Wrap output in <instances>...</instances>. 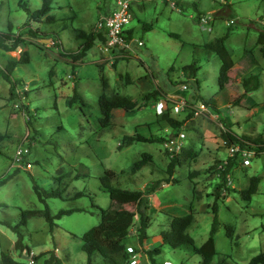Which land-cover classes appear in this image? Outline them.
<instances>
[{"label":"rangeland","instance_id":"374dc122","mask_svg":"<svg viewBox=\"0 0 264 264\" xmlns=\"http://www.w3.org/2000/svg\"><path fill=\"white\" fill-rule=\"evenodd\" d=\"M113 2L51 0L47 14L29 22L22 4L34 11L41 7L42 0H0V31L10 28L15 36H25L17 50L0 49V69L24 52L28 56L27 62L19 63L11 73L13 80L20 81L13 91L15 98H11L10 85L0 74V179L10 177L0 186V253L21 259L13 248L16 235L9 227L20 222L21 211L44 209L45 204L52 214L60 209L84 208L54 220L51 231L43 217H29L23 227V241L37 255L54 251L61 259L68 258L66 264H102L98 255L88 263L81 249V236L98 224L100 209L109 204V195L100 181L107 170L115 173L111 180L114 187L155 189V195L146 196L150 202V239L140 249L139 264H152L143 249H151L156 237L169 230L170 216L159 210L161 201H170L183 215L192 210L194 221L185 232L200 246L213 222V193L220 183L216 164L227 157L221 118L227 119L235 133L261 136L264 140V0H140L132 4L130 22L135 37L144 43L135 56L110 59L101 53L98 40L80 60L65 56L63 53L77 51L85 40L78 35L80 32L88 35L95 31L99 18L112 8ZM210 13L214 22L207 30L208 25L202 26L197 17ZM230 20L234 23L228 25ZM29 27L39 28L44 36L58 35L54 39L61 47L50 44V38L36 40L29 36ZM225 33V45L234 60L245 49L255 55L257 63L252 72L258 75L260 86L250 96L258 106L249 109L234 105L243 89L220 90L218 86L221 61L205 44ZM112 63H116L115 67ZM193 63L198 69L190 77L182 68ZM103 79L107 95H128L138 103L133 111L114 109L108 127L100 124L98 106ZM181 85L187 89L182 90ZM154 89L161 96L143 104V96ZM74 94L75 102L70 105ZM177 94L191 103L214 99L217 111L209 108V113L197 117H188L186 112L175 114L173 96ZM157 102H161L159 112L168 109L171 117L185 119L179 131L185 137L180 138L175 155L180 164L171 170L172 174L168 169L171 156L164 142L174 133L167 124H155L161 115L155 112ZM135 133L155 139L125 144V137ZM26 134L29 136L24 141ZM18 145L30 148L28 160L32 167L16 172L11 160ZM143 153L150 154L152 161L133 172ZM252 176H261V181L247 203L238 191L249 185ZM228 178L226 187L230 189H223L215 200L219 225L214 233L216 255L212 263L248 264L264 251V152L251 156L247 166L236 160ZM165 180L171 182L161 187ZM34 185L42 195L56 189L61 195L45 198L44 203ZM77 193L80 196H75ZM137 225L136 216L128 242L134 246L138 244ZM226 226L233 231L231 237ZM27 258L22 262L28 264ZM155 260L160 264L201 263L200 255L190 245L179 249L163 245Z\"/></svg>","mask_w":264,"mask_h":264},{"label":"trees","instance_id":"16d2710c","mask_svg":"<svg viewBox=\"0 0 264 264\" xmlns=\"http://www.w3.org/2000/svg\"><path fill=\"white\" fill-rule=\"evenodd\" d=\"M51 0H42V5L40 8L31 11L26 3L22 4L23 9L29 15V22L34 20H39L47 14L50 10ZM223 12V11H222ZM198 18V17H197ZM28 26H30L28 24ZM7 31H0V49L5 52H12L17 50L20 44L25 42L24 34L22 36H15L12 29L8 28ZM29 36L35 38L36 40L43 38H52V40L58 35L54 33H48L45 36L40 32L39 28L29 27L27 30ZM79 36L85 37V40L80 45L77 51L72 53H63L65 56L71 58L72 60H80L86 55V52L92 47L95 40L104 41V37L101 33L93 31V33L85 34L80 32ZM228 34L225 33L222 36L216 37L214 40L207 42L205 44L206 49L214 51L221 61L218 75V86L220 90L226 88L239 91L240 88L243 91L234 99L233 104L245 105L247 108H253L259 104L254 101L250 96V93L256 91L260 86L259 77L256 74L245 73L257 63L255 55L252 50H243L242 55L234 60L228 48L225 45V40ZM49 40V39H48ZM55 40V39H54ZM55 46L61 47L60 43L55 42ZM125 58V57H119ZM116 58V59H119ZM115 59V60H116ZM27 53H23L18 60H8L2 69H0V74L7 80L10 85V96L15 98L17 95L13 92L17 87L18 82L12 79V71L19 63L27 62ZM116 63H112L115 67ZM183 71L187 72L190 77H194L198 67L193 64H188L183 66ZM240 79V81H239ZM195 83L197 81L195 79ZM107 88L106 80L103 79V91L98 97V106L102 117L100 118V124L102 127H108L112 118V111L114 109L122 108L125 111H133L138 108V103L136 100L132 99L128 95H122L115 93L112 95H107L105 89ZM161 96V92L158 89H154L143 96V104L151 100H158ZM76 94L73 95L70 100V105L75 102ZM205 103L209 108L217 111L216 102L214 99L205 100ZM188 117H192L193 114L188 112ZM222 119V124L225 130L221 132V138L227 142V145L232 143H239L242 147H247L253 150L257 156L264 152V140L261 136H256L252 138L248 135H239L231 130V126L227 123V119ZM155 124H167L176 136L181 130L185 119L177 120L170 116L168 109H165L160 117L156 118ZM150 126V124L148 125ZM155 138L146 137L142 134L135 133L125 137V144H131L133 141H153ZM163 142L164 139L160 138ZM166 141V139H165ZM227 163L223 165V168L219 169L217 172V177L220 178V183L217 185L215 192L213 193L215 200L221 197V191L225 189L227 191L226 183L229 177L230 169L236 164L235 157H229ZM152 157L150 154L143 153L141 158L137 160L133 167V172L140 170L144 165L150 163ZM222 161H218L221 164ZM180 164L179 159L174 155L171 157L168 169L169 173L171 170ZM19 171V169H15ZM115 173L112 170H107L104 175L100 178L102 188L107 191L109 195V204L106 208H101L99 212V222L98 224L92 226L87 231H85L81 236L82 241V251L86 254L88 258V263L91 261V257L98 255L101 258L102 264H130V257L133 253L127 251V247L131 246L134 252H140V249L149 242L150 236L147 232V228L151 222V216L147 213V205H149L147 197L154 192V188H148L146 190H129L125 188L114 187L111 184L112 178ZM10 177H4L0 179V186L3 185ZM261 181V176L250 177L249 185L241 190L239 194L241 198L247 203L250 202L252 195L256 194L258 189V184ZM165 183H170L171 180H165ZM34 191L41 201L45 203V198L52 196H59L61 192L56 190H51L50 192L42 193L37 185H34ZM233 189V188H232ZM234 190V189H233ZM81 193H77L75 196H80ZM214 200L211 205V211L213 213V222L211 225L210 233L207 239L200 245L196 246L193 239L186 234V229L193 223V213L190 210L189 213L182 216H172L169 221V230L161 232L159 236L156 237L157 241L152 245L151 249H143V251L148 256L149 261L152 264H160L156 262L155 256L158 255L163 245H169L174 249L183 248V245L192 246L193 250L200 255V264H213V258L216 255L215 239L214 233L216 232L219 221L217 220L218 204ZM132 205L133 208L130 209L128 206ZM84 208H70V209H60L55 214H52L45 204L44 209H32L21 211L22 219L16 225H9L11 230L16 235V240L14 242L13 248L18 251L19 256L27 255L30 248L24 243V232L27 219L29 217H43L49 224L50 231L52 230L54 220L61 218L65 214H70L75 211H82ZM138 217V225L135 229V236L137 238V245L128 244L129 239L132 234V226L134 224L135 217ZM227 235L231 237L232 229L230 226H226ZM40 256H45L43 264H64L68 258L61 259L58 257L54 251H48L40 253L35 259ZM142 256V255H141ZM142 260V258H141ZM0 264H24V262L14 259L9 253H0ZM214 264H226L225 261L217 262ZM248 264H264V251L253 256Z\"/></svg>","mask_w":264,"mask_h":264},{"label":"built area","instance_id":"2783aa9c","mask_svg":"<svg viewBox=\"0 0 264 264\" xmlns=\"http://www.w3.org/2000/svg\"><path fill=\"white\" fill-rule=\"evenodd\" d=\"M137 1L140 0H114L112 8L106 14L102 15L96 24L95 31L101 33L104 37V41L102 40L99 42L100 51L110 59L128 57L130 55L135 56L136 50L144 45L142 40L135 37L134 26L130 24L133 18L132 4ZM171 6L174 7V2L171 3ZM198 19H200V24L202 26L208 25L206 29L211 30L209 24L214 22L211 13L200 15ZM233 23L234 21L230 20L228 25ZM55 42L57 41L49 39V43L53 46H55ZM181 89L186 90V85H181ZM173 98L176 99V102L172 107L175 114L191 112L193 117H197L209 113L210 109L203 101L191 103L188 99L178 94L174 95ZM156 105L161 106V102H157ZM163 111L164 110L162 109L157 113L162 114ZM213 116L218 118L217 114ZM222 128L225 130L223 126ZM28 136L29 134H26L23 140L26 141ZM181 137H183L182 134L178 133L176 136L168 138V140L164 142L165 150L171 157L176 155L179 151ZM222 142L227 147V157L225 161H222V163L218 165L219 169L223 168V165L227 163L229 157H235L242 165L247 166L250 164V157L256 155L253 150H250L247 147H242L239 143L227 145V142L224 139H222ZM29 153L30 148L28 146L18 145L11 160V166L14 169L21 170H28L31 168L32 163L28 160ZM127 251L133 253L130 257V264H139L141 262L140 252H134L131 246L127 247ZM29 264H34L33 259L30 258Z\"/></svg>","mask_w":264,"mask_h":264},{"label":"crops","instance_id":"0c3cea01","mask_svg":"<svg viewBox=\"0 0 264 264\" xmlns=\"http://www.w3.org/2000/svg\"><path fill=\"white\" fill-rule=\"evenodd\" d=\"M44 41H46V40H44ZM256 66V64L254 65V66H252L250 69H248V71L245 73V75H248L249 73H253L252 72V70L254 69V67ZM253 74H255V73H253ZM161 106H157L156 104H155V112H158V110H159V108H160ZM180 133V132H179ZM181 134V133H180ZM184 137H185V135H183ZM165 183V182H164ZM165 185H167V183L166 184H164V185H162L161 187H165ZM151 195H155L154 193H152ZM150 195V196H151ZM149 203V205H150V202H148ZM172 205H174V204H172L170 201H166V202H163V201H161L160 203H159V205H158V207H159V210H161L162 212H164L165 214H167V216H170V219H171V217L172 216H181V215H183V214H180V212H179V209H176V208H174ZM152 206V205H151ZM185 215V214H184ZM193 221H194V217H193ZM31 253H32V255H31ZM36 256H39V254L37 255L35 252H34V250L32 249V248H30V250H29V253L27 254V255H23L22 257H20L21 259L22 258H24V257H28L27 258V260H28V264H29V260H30V258L31 259H33V261H34V264H43V261H44V258H45V256H40L38 259H35V257ZM14 258V257H13ZM15 259V258H14ZM21 259H17V260H20V261H22ZM25 264V263H24ZM64 264H66V262H64Z\"/></svg>","mask_w":264,"mask_h":264}]
</instances>
